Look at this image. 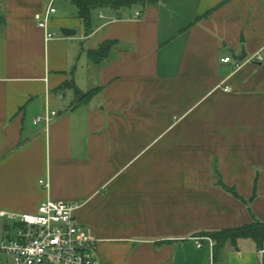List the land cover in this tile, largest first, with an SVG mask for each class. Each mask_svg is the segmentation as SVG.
<instances>
[{
	"label": "crops",
	"instance_id": "crops-1",
	"mask_svg": "<svg viewBox=\"0 0 264 264\" xmlns=\"http://www.w3.org/2000/svg\"><path fill=\"white\" fill-rule=\"evenodd\" d=\"M2 1L0 210L79 202L103 264H211L201 232L264 221V61L248 60L264 0H135L87 22L72 0ZM51 6L48 40L35 17ZM15 234L0 216V238ZM259 249L228 243L216 264H263Z\"/></svg>",
	"mask_w": 264,
	"mask_h": 264
},
{
	"label": "built area",
	"instance_id": "built-area-1",
	"mask_svg": "<svg viewBox=\"0 0 264 264\" xmlns=\"http://www.w3.org/2000/svg\"><path fill=\"white\" fill-rule=\"evenodd\" d=\"M56 8L51 6L44 13L36 14L38 24L46 29V38L53 39L57 35L48 30L51 13ZM136 18L141 12H136ZM227 56L222 60L231 61ZM264 61V53L258 52L248 60ZM231 91L230 86H225ZM59 113L47 108L43 115L35 118V123H45L48 128ZM40 184L50 187L47 178L40 179ZM81 206L77 201L46 199L42 201L34 213H15L0 210V216L14 221L16 234L13 237L0 238V253L10 255L13 264H103L97 251L96 237L86 229L76 217V211ZM198 247L207 241L213 248L215 241L209 236L197 238ZM260 259L264 260V247L258 250ZM211 264H216L214 258Z\"/></svg>",
	"mask_w": 264,
	"mask_h": 264
},
{
	"label": "trees",
	"instance_id": "trees-1",
	"mask_svg": "<svg viewBox=\"0 0 264 264\" xmlns=\"http://www.w3.org/2000/svg\"><path fill=\"white\" fill-rule=\"evenodd\" d=\"M79 7V15L87 22L90 16V10L95 6H113L114 8H120L125 5L132 4L135 0H72ZM110 50L109 44H104L98 50H92L89 52L90 57L95 61H101L103 58L108 56ZM99 89H92L87 93L80 94L78 102L88 100L92 97ZM220 184L224 189L232 193L234 196L241 198L237 190L234 187H229L220 181ZM202 236H209L214 241L213 247V258L215 262L221 261L223 251L226 245L237 246L241 239H252L256 242L259 248L264 247V221L254 220L251 223L238 225L229 228H223L220 230L203 231ZM264 264V260H263Z\"/></svg>",
	"mask_w": 264,
	"mask_h": 264
},
{
	"label": "water",
	"instance_id": "water-1",
	"mask_svg": "<svg viewBox=\"0 0 264 264\" xmlns=\"http://www.w3.org/2000/svg\"><path fill=\"white\" fill-rule=\"evenodd\" d=\"M61 31L64 35H75L77 31L75 29L69 28V27H61ZM247 56L246 52L243 50V52L240 55H234V58L236 60H243Z\"/></svg>",
	"mask_w": 264,
	"mask_h": 264
},
{
	"label": "rangeland",
	"instance_id": "rangeland-1",
	"mask_svg": "<svg viewBox=\"0 0 264 264\" xmlns=\"http://www.w3.org/2000/svg\"><path fill=\"white\" fill-rule=\"evenodd\" d=\"M2 6H3V1L0 0V8H2ZM0 254H2V253H0ZM1 257H2V258H1ZM9 258H10V256H7V255L2 254V255H0V262L3 263V261L8 260ZM11 258H12V257H11Z\"/></svg>",
	"mask_w": 264,
	"mask_h": 264
}]
</instances>
